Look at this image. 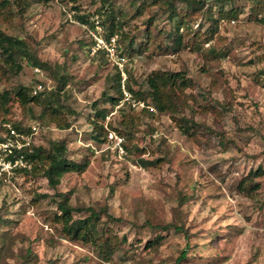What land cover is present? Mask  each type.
<instances>
[{
	"label": "rangeland",
	"instance_id": "1",
	"mask_svg": "<svg viewBox=\"0 0 264 264\" xmlns=\"http://www.w3.org/2000/svg\"><path fill=\"white\" fill-rule=\"evenodd\" d=\"M233 4L240 15L238 20L221 22V33L228 40V53L222 59L206 58L190 49L166 55L156 46L132 55L123 51L119 36H109L110 22L98 10L114 8L124 13V30L144 40L150 10L146 6L138 14L134 0H28L23 10L14 2L13 21L0 22V29L24 38L32 53L59 75L67 74L62 101L72 110L67 112L70 128L33 117L19 104L12 120L21 121L25 130L39 125L36 145L65 139L74 160L89 162L83 172L64 175L57 189L69 193L74 206H107L124 218L114 227L128 236L130 253L116 254L117 264H176L187 248L184 264H264V174L255 178L260 186L255 192L239 189L246 176L264 168V74L260 71L264 26L252 20L248 0H233ZM178 5L184 6L180 0ZM78 13L88 14L90 22L81 21ZM165 17L166 13H158L160 26L170 28ZM97 37L112 42L110 52L96 51ZM22 61L23 70L10 74L5 86L42 80L47 90L56 89L58 80L51 69L41 68L38 73ZM116 66L124 79L131 75L133 83L154 69L184 70L192 76L197 88L188 93L193 92L195 101L190 99L186 113L201 124L198 138L183 134L168 115L155 120L144 117L134 129V144L145 151L127 152L123 138L107 126L112 122L124 128L120 105L113 108L102 98ZM95 104L110 108L105 141V133L102 141L93 137ZM211 104L218 109L204 111ZM32 111L38 117L41 109L33 105ZM140 157L165 161L147 169L138 164ZM56 191L45 177L28 178L17 170L0 175V264H116L103 261L93 247L65 237L50 224L57 210L52 198ZM182 197L185 203H180ZM147 222H175L188 230L189 237L174 229H149L144 226ZM156 233L168 236L158 249L146 250V241Z\"/></svg>",
	"mask_w": 264,
	"mask_h": 264
},
{
	"label": "trees",
	"instance_id": "2",
	"mask_svg": "<svg viewBox=\"0 0 264 264\" xmlns=\"http://www.w3.org/2000/svg\"><path fill=\"white\" fill-rule=\"evenodd\" d=\"M28 0H0V22L10 23L14 19L15 12L13 3L23 10ZM134 0L137 5V13L140 14L147 6L150 10V17L144 31V40L138 38L124 30L125 14L116 13L114 8L106 10L99 9L100 16H105L109 21V36L117 34L118 42L121 43L123 51L133 53H143L149 46H156L163 54H172L183 49L199 52L204 57L210 59L224 58L228 50L226 48L227 37L221 33V22L228 20H238L240 15L239 8L235 7L233 0H180L184 6H179V0ZM252 20L264 26V0H248ZM112 1H110L111 3ZM156 8L152 13V9ZM76 12L79 7L74 6ZM166 13L164 22L170 24V28H162L158 18V13ZM77 17L81 21L90 22L89 15L78 13ZM198 22V23H197ZM198 26L195 28L194 24ZM204 23H208L203 30ZM94 27V25H93ZM207 44H209L207 46ZM91 52V49L88 51ZM97 52H105L104 49H98ZM261 56H258L260 59ZM264 57V55H263ZM26 60L29 65L40 68L51 69V73L58 80L56 89L47 90L46 88L38 94L33 90L37 80L33 85L19 84L14 87L5 86L4 81L10 74H19ZM254 63V61L249 62ZM264 74V67L261 68ZM55 69L49 66L44 60L39 59L32 53L28 43L24 38L7 34L0 29V122L3 125L11 122L13 126L24 130L21 121H13L15 114V105L19 104L22 108L30 111L33 117L40 120H46L49 123L56 124L61 129L71 127L68 116L67 104L62 101L65 87L68 82L67 74H58ZM131 75L124 79L122 71L116 66L115 75L110 78L109 87L103 92L102 98L111 107L119 106L120 114L124 128L115 127L112 122L108 123V129L115 130L122 138V146L134 154L144 153L145 149L140 144H134V129L140 125L142 118L159 119L162 115H168L183 132V134L197 139L201 130V124L194 117L188 116L187 108L190 106V99L195 101L193 92L188 90L197 88L196 80L184 70L173 69H154L141 82H132ZM135 81V80H134ZM135 85V86H134ZM112 89V91H109ZM134 103H133V102ZM143 103L140 109H136ZM134 104H136L134 106ZM33 105L40 107L38 117L34 114ZM129 108V109H128ZM68 109V110H67ZM95 117L91 120L94 125L93 137L102 141L108 137V129L105 121L110 108L98 107L95 104ZM217 106H204V111H216ZM107 129V130H106ZM32 152H26L30 165L25 168H18L26 177L41 176L45 177L56 193L52 197L56 203L57 210L50 217V224L58 228L65 237L80 241L84 245H89L95 249L98 255L105 262L116 263L115 255L124 252L127 255L130 250L127 248L129 242L128 236H121L114 227L117 222L124 221L121 216H115L107 206L96 208L94 206H74L70 202V194L58 191V185L61 183L64 175L71 172H83L89 162L74 160L70 153L68 143L65 139L52 140L48 145H36L33 143ZM165 159L158 157L154 159L140 157L137 162L144 168L161 166ZM264 174V168L260 166L250 175L246 176L239 184V189L245 192H255L259 189V182L256 177ZM40 197H47L49 194H38ZM185 197L181 198L180 203H185ZM38 200V199H37ZM36 200V201H37ZM3 219L0 216V220ZM2 221V220H1ZM2 223V222H0ZM137 228L141 225L132 223ZM144 226L149 229L169 232L174 229L176 232H185L189 237L188 230L183 225L175 222L166 224H153L147 222ZM167 235L156 233L154 237L149 238L145 243L146 250L158 249L166 239ZM143 240H140L141 243ZM133 246V243L131 244ZM132 248V247H131ZM133 249V248H132ZM118 259L123 260L121 257ZM188 259V248L183 249L176 258V264H184Z\"/></svg>",
	"mask_w": 264,
	"mask_h": 264
},
{
	"label": "built area",
	"instance_id": "3",
	"mask_svg": "<svg viewBox=\"0 0 264 264\" xmlns=\"http://www.w3.org/2000/svg\"><path fill=\"white\" fill-rule=\"evenodd\" d=\"M98 49H104L105 51H111L112 42L105 43L97 37ZM113 51V50H112ZM35 71L41 73V68L36 67ZM45 86L43 82L36 83L33 93L38 94L44 90ZM39 125H32L28 130H21L13 126L11 122L4 123L0 130V175L7 174L18 168H25L30 165L26 152H32V145L35 142V136L38 134Z\"/></svg>",
	"mask_w": 264,
	"mask_h": 264
}]
</instances>
